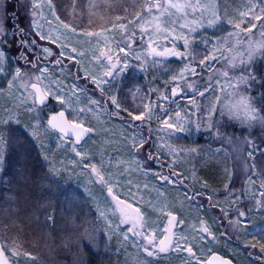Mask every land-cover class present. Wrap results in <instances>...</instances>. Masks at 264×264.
<instances>
[{
	"label": "rangeland",
	"instance_id": "obj_1",
	"mask_svg": "<svg viewBox=\"0 0 264 264\" xmlns=\"http://www.w3.org/2000/svg\"><path fill=\"white\" fill-rule=\"evenodd\" d=\"M263 61L264 0H0L10 263L264 264Z\"/></svg>",
	"mask_w": 264,
	"mask_h": 264
},
{
	"label": "water",
	"instance_id": "obj_2",
	"mask_svg": "<svg viewBox=\"0 0 264 264\" xmlns=\"http://www.w3.org/2000/svg\"><path fill=\"white\" fill-rule=\"evenodd\" d=\"M29 90L33 92L35 104L38 108H45L50 100L45 96L43 90L38 84H31ZM48 128L61 135L63 138L72 141L75 146H80L89 136V131L83 126L72 124L64 111H58L50 115L47 119ZM0 264H11L6 252L0 245ZM206 264H234L229 259L223 258L218 254H212Z\"/></svg>",
	"mask_w": 264,
	"mask_h": 264
},
{
	"label": "trees",
	"instance_id": "obj_3",
	"mask_svg": "<svg viewBox=\"0 0 264 264\" xmlns=\"http://www.w3.org/2000/svg\"><path fill=\"white\" fill-rule=\"evenodd\" d=\"M257 77H258V80H257V82H256V89H255V91H256V94L254 95V99L253 100H257L256 101V110H257V112L259 113V116H260V118H261V120H263L264 121V61L263 62H261V65H260V67H258V72H257ZM256 98V99H255ZM254 106V107H255ZM257 124V123H256ZM253 126L255 125V123H253L252 124ZM251 125V126H252ZM254 132H256L257 134L258 133H260L259 131H257V130H255ZM254 132H253V134H254ZM262 139H261V141L263 142V143H259V144H257V145H261V146H263V148H264V134L262 133ZM256 145V146H257ZM16 155V150H14V148H13V150H12V158H10V157H8L7 159H8V161L9 160H11L12 161V163L14 162L15 164H16V161H19V158H17V155ZM12 176V175H11ZM10 176V177H11ZM7 216V215H6ZM10 220V219H9ZM16 223V222H15ZM18 223V222H17ZM15 224V225H18V224ZM23 224V223H22ZM28 225L29 224H27V221H26V224L25 225H18L19 227H23V226H27L28 227ZM27 231H30L31 232V230H30V228L28 227V230ZM30 232H26L25 234H29ZM31 234V233H30ZM69 261H70V258L68 259ZM68 260L67 261H65V264H67L68 263Z\"/></svg>",
	"mask_w": 264,
	"mask_h": 264
},
{
	"label": "bare ground",
	"instance_id": "obj_4",
	"mask_svg": "<svg viewBox=\"0 0 264 264\" xmlns=\"http://www.w3.org/2000/svg\"><path fill=\"white\" fill-rule=\"evenodd\" d=\"M130 1V0H129ZM128 1H126L125 3H124V5H126L127 6V8H128V3H127ZM124 5L122 6V8H121V10H122V12H123V10L125 11V8H124ZM118 6L119 5H117V9L115 10H113V9H109L108 10V13H106L107 12V10H105L106 12V16L107 17H110V12L112 13V14H115V12H116V17H123L124 19H126L128 16H130L133 12H134V10H135V5H129L130 6V9H129V11L127 12V14L125 15V12H124V15L121 13V11L119 10V8H118ZM132 9V10H131ZM113 11H115V12H113ZM97 15H98V13H96ZM119 15V16H118ZM91 23L92 24H94V22L93 21H91Z\"/></svg>",
	"mask_w": 264,
	"mask_h": 264
}]
</instances>
